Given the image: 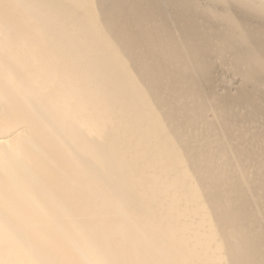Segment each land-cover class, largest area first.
<instances>
[{
  "label": "bare ground",
  "instance_id": "bare-ground-1",
  "mask_svg": "<svg viewBox=\"0 0 264 264\" xmlns=\"http://www.w3.org/2000/svg\"><path fill=\"white\" fill-rule=\"evenodd\" d=\"M0 264H264V0H0Z\"/></svg>",
  "mask_w": 264,
  "mask_h": 264
},
{
  "label": "rangeland",
  "instance_id": "rangeland-1",
  "mask_svg": "<svg viewBox=\"0 0 264 264\" xmlns=\"http://www.w3.org/2000/svg\"><path fill=\"white\" fill-rule=\"evenodd\" d=\"M228 80H230V81H228ZM231 81L234 82V83H232ZM235 81H236L235 79L232 80V78H227L226 83L224 82V83H222V85H223V86H226V84H227V85L229 86V85L233 84V85H231V88H228V86H227V88H228V89H232V88H233V90H234V87H235L234 85L237 86V84H238L237 81H236V82H235ZM227 82H229V83H227ZM229 87H230V86H229ZM235 88H236V87H235Z\"/></svg>",
  "mask_w": 264,
  "mask_h": 264
}]
</instances>
